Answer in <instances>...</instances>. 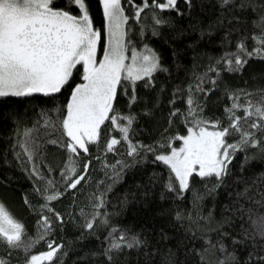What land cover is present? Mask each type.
<instances>
[{
    "label": "snow or ice",
    "instance_id": "obj_1",
    "mask_svg": "<svg viewBox=\"0 0 264 264\" xmlns=\"http://www.w3.org/2000/svg\"><path fill=\"white\" fill-rule=\"evenodd\" d=\"M216 2L215 19L206 27H191L201 37L223 29L222 40L227 44L232 43L235 33V47L214 61L210 58L205 70L194 72L188 83L172 86L164 125L154 138L149 135L146 143L136 138L142 130L137 121L141 113L152 115L160 103L164 84L157 86L156 74L170 72L161 54L147 42L146 33L159 36L160 26L173 23L163 15L165 10L178 16L185 14L178 0H97L102 14L99 27L91 0H0V97L33 100L39 95L51 104L39 108L32 127L21 129L19 117H13L17 127L10 147L16 166L27 173L40 200L33 206L27 195L24 198L39 217L38 232L27 235L25 224L0 201V243L7 251L0 256V264H56L58 250L63 255L61 243L49 238L47 250L31 251L57 222L64 225L65 214L52 202L65 197L71 200L70 207L76 205L78 192L92 179L89 168L93 160L105 169V175L110 169L118 180L124 169L149 156L166 169V176L156 170L149 173V185L161 183L165 192L174 194L173 200L183 198L187 191L193 193L195 215L179 206L174 211L176 226L185 233L186 239L180 243L190 264H264V211L243 202L253 200L254 194H249L252 184L245 181L244 187L235 191L236 198L224 205L227 214L220 219L211 211L203 215L200 210L204 195H215L218 188L227 187L225 182L238 152L243 153L239 162L242 171L254 159L264 161V88L245 90L225 82L223 95L217 98L222 102L221 114L206 112L215 107L209 93L218 88L224 70L241 72L249 58L264 60V0ZM184 7L190 13L193 0H184ZM249 9L256 13L252 24L258 29L251 33L246 28L241 30ZM206 83L211 87H204ZM140 87L155 95L149 99L140 93ZM254 91L260 94L258 99H253ZM58 97H63V102ZM41 123L46 135L51 131L57 136L50 141L37 139L33 133ZM174 124L181 127L173 129ZM46 143L58 146L66 156L58 169L45 158ZM108 153L126 155L127 159L109 163ZM37 157L41 158L39 163ZM4 162L11 163L7 152ZM0 183L7 182L0 179ZM197 183L203 184L202 193L196 190ZM261 183L264 171L253 180V184ZM99 184L87 193L91 211L76 207L83 218L80 227L90 234L102 226L107 231L101 250L91 252V256L103 258V264H127L126 250L147 249L148 237L143 231H130L111 222L110 214L102 211L111 185L101 189ZM256 191L264 199V190L258 187ZM67 215L75 221L71 212ZM197 240H202L200 247L194 243ZM20 249L25 254L23 260L13 259V253ZM168 252L170 256L175 254L171 248Z\"/></svg>",
    "mask_w": 264,
    "mask_h": 264
},
{
    "label": "trees",
    "instance_id": "obj_2",
    "mask_svg": "<svg viewBox=\"0 0 264 264\" xmlns=\"http://www.w3.org/2000/svg\"><path fill=\"white\" fill-rule=\"evenodd\" d=\"M194 7L189 13V10L184 7V0H178V4L184 9V15L178 16L175 11L165 10L163 15L165 18L173 20L171 25L160 26V35L152 36L151 32L146 33L147 42L152 47L157 49L161 54L162 62L169 67L170 72L157 73V86L164 84V91L160 93V103L154 110L152 115L141 113V118L137 121V126L141 127V132L136 138L143 139L146 143L149 142L148 137L153 138L159 133L160 127L164 125L166 113L169 105L166 103L170 98L172 86L178 83H188L193 79L194 72H203L211 60H215L226 50H231L235 47V36L233 33V41L227 44L222 40L223 29H218L211 34L200 36L198 30L193 31L191 26L199 29L201 26H207L210 20H214L218 14V4L216 0H193ZM91 7L94 14L96 25L99 27L102 21L101 10L97 6V0H91ZM143 15V14H142ZM247 16L246 22L242 24L241 30L246 28L249 33L258 31L252 24L256 13L251 9L245 13ZM150 19V17H149ZM199 21V23H197ZM233 23H236L233 21ZM231 26V25H229ZM179 33V34H178ZM137 39V37H133ZM196 41L195 47L191 44ZM249 43L251 39L249 38ZM175 52V55L173 53ZM195 53V55H194ZM78 67H80L78 65ZM214 74V73H211ZM79 79V78H77ZM227 83L232 88L258 89L264 88V60L259 58H249L248 63L244 66L241 72H228L224 70L218 79V88L209 93L215 107L211 110H206L208 115H220L222 111V102H217L218 97H222V89L224 83ZM139 85V82H138ZM204 87H211L210 84H204ZM142 95L152 99L155 93L151 90L139 88ZM253 99L259 98V93L253 92ZM63 97H58L59 102H63ZM243 99V98H242ZM41 106L50 107L51 104L46 98L39 96L33 100H25L18 97H0V179L7 183H0V201H2L8 210L21 220L27 229V235L35 236L38 232L37 220L39 217L36 212L32 211L25 203V196L33 206H36L40 200L37 194L33 191L32 182L27 173L21 167H17V161L12 155L10 145L15 140L13 135L17 123L13 119L14 116L19 117V126L32 127L38 120V112ZM151 106V105H149ZM178 106H180L178 104ZM180 125L174 124L173 129L180 128ZM45 127L37 124L33 135L37 139L50 141L55 138L58 133L49 131L45 134ZM117 134V133H113ZM44 151L45 158L54 165L57 169L63 166V161L66 159L62 149L58 146L46 143ZM5 152L11 163H5ZM120 152L124 153V148L120 147ZM96 153L93 150V156ZM55 157V159H53ZM83 156L80 160H83ZM127 159L125 156H118L116 153H108L107 159L109 163L114 160ZM39 163L40 157H37ZM243 160V153L238 152L233 161L232 172L226 179V185L221 186L216 190L215 195H204L200 202V210L203 215L212 212L216 219H220L224 212V205L235 199V191L244 187V182L252 184L250 195H253V200L244 199L245 205H251L258 211H264V199H261L259 192L256 189L259 187L264 190V183L260 185L253 184V180L258 178V174L264 171V161L252 160L244 166L243 171L240 168V161ZM45 168V165H40ZM153 170L161 172L166 176V169L153 163L151 156L143 162L137 161L132 166L124 169L120 178L115 179L111 170L105 175V169L93 160L89 168L92 179L84 185L83 189L78 192L76 197V205L71 206V200L65 197L53 201V207L65 214V222L63 227L57 222L55 227L49 232L48 236L36 242L31 251L47 250V241L50 238L56 243L62 244L63 255L60 256L58 250V259L56 264H103V258L91 256V252H99L102 246L103 236L107 235L106 229L102 226L95 234H90L87 229H82L83 218L76 211V207H85L88 211L89 200L87 193L95 191L97 182L99 187L103 189L106 185H111L110 191L107 192L106 206L102 211L110 214V220L113 223L121 225L130 231H143L149 240L147 249L140 248L126 250L127 264H190L189 259L184 252V245L180 243L185 240L183 228L176 226L174 211L177 206L191 210L195 215V209L192 206L193 193L185 192L183 198H175L174 194L165 192L161 183L155 185L148 184V174ZM242 177L243 179H238ZM55 179L59 181V172L55 173ZM115 181V182H113ZM83 183V182H82ZM58 187H62L59 183ZM79 187V185H78ZM196 190L203 192V184L197 183ZM229 193H233L230 197ZM125 196L127 202L123 203ZM260 200L259 204L253 201ZM68 212H71L75 217V221L68 218ZM203 223V221H201ZM240 221H237V224ZM227 230V228H226ZM83 233V234H82ZM162 233L167 234V238ZM235 234V233H233ZM215 239V233L211 234ZM197 247H200L202 240L194 241ZM226 243H231L226 239ZM169 248L175 251L174 255L169 254ZM156 249V251H152ZM7 255L5 245L0 243V256ZM24 252L22 249L13 253V259L23 260Z\"/></svg>",
    "mask_w": 264,
    "mask_h": 264
}]
</instances>
